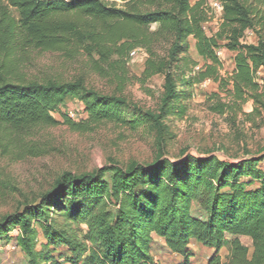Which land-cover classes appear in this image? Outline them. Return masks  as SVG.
Returning <instances> with one entry per match:
<instances>
[{
    "label": "trees",
    "instance_id": "16d2710c",
    "mask_svg": "<svg viewBox=\"0 0 264 264\" xmlns=\"http://www.w3.org/2000/svg\"><path fill=\"white\" fill-rule=\"evenodd\" d=\"M109 1L0 0V127L23 133L57 126L53 114L63 98L77 95L95 124L123 121L125 109L132 107L156 131L160 154L150 166L132 162L80 176L64 173L39 204L0 220V239L18 228L21 233L12 239L29 264H53L61 246L73 255L66 260L71 264H158L152 255L155 235L183 258L182 264H190L193 240L217 251L228 235L232 253L223 264H264V153L237 162L215 155L186 154L177 162L163 158L164 119L186 111L179 108L182 95L173 69L186 60L182 55L191 37L198 55L212 62L198 73V82L215 77L216 49L224 46L237 53L230 93L242 103L253 101L252 114L262 113L264 87L257 76L264 72V0H198L194 5L190 0H120L122 8ZM211 1L222 5L223 21L215 35L204 29ZM153 25H159L156 31ZM248 31L256 41L247 39ZM164 41L170 48L167 57H160L156 46ZM139 49L149 56L143 78L165 77L157 112L89 90L82 81L39 83L16 77L33 51L71 57L83 52L124 70L128 56ZM65 124L75 131L81 126L69 117ZM52 212L62 214L64 222L51 221ZM36 223L47 240L41 251L35 245ZM242 237L252 240L251 255ZM210 264L222 263L213 257Z\"/></svg>",
    "mask_w": 264,
    "mask_h": 264
},
{
    "label": "rangeland",
    "instance_id": "374dc122",
    "mask_svg": "<svg viewBox=\"0 0 264 264\" xmlns=\"http://www.w3.org/2000/svg\"><path fill=\"white\" fill-rule=\"evenodd\" d=\"M190 1L192 5L198 2ZM109 4L118 8L124 6L120 0H111ZM216 4L215 1L208 3L209 21L204 24V29L209 35H215L223 21ZM158 27L153 25L152 30L156 31ZM246 35L249 41H256L251 32ZM188 44V51L182 55L186 60L173 69L182 95L179 108L184 107L186 111L182 117L171 112L164 119L163 158L177 162L186 154L199 158L215 155L237 162L264 153V109L261 114H252L253 101L242 103L230 93L237 53L224 46L216 49L220 64L215 77L198 82V73L212 62H206L198 55L194 38H189ZM169 48L170 42L164 41L156 46L157 54L167 57ZM136 52V55L128 56L125 69L118 70L100 62L97 56L89 57L83 52L71 57L63 53L33 51L21 61L16 77L39 83L82 81L89 90L123 97L128 105L157 112L164 94L165 77L156 75L145 80L143 72L149 56L143 49ZM257 82L264 87L263 71L258 74ZM223 106L225 113L220 112ZM58 109L53 117L59 125L54 127H39L23 133L0 127V220L22 212L28 205L39 204L42 196L52 190L55 181L64 173L80 176L104 167L126 168L132 162L150 166L160 154L156 131L149 122L138 119V113L132 107L125 109L123 121L106 120L99 124L90 122L86 105L77 95L64 97ZM65 117L81 125L80 128L75 131L66 125ZM260 168L264 170V163ZM51 221L61 224L64 217L52 212ZM36 227L35 245L37 251H41L47 240L39 223ZM79 228L87 229L85 225ZM20 233L15 228L9 236L0 239V264H29L27 255L12 239ZM153 237L156 244L152 255L156 263L182 264V257L170 252L163 240ZM226 239L227 243L217 251L206 250L194 240L190 247L196 255L191 262L209 264L213 257L220 259L222 264L227 262L232 253L230 243L233 238L227 235ZM241 240L251 255L252 240L248 237ZM72 257L69 250L61 246L57 248L53 264ZM64 264L71 263L66 261Z\"/></svg>",
    "mask_w": 264,
    "mask_h": 264
},
{
    "label": "crops",
    "instance_id": "0c3cea01",
    "mask_svg": "<svg viewBox=\"0 0 264 264\" xmlns=\"http://www.w3.org/2000/svg\"><path fill=\"white\" fill-rule=\"evenodd\" d=\"M157 237V236H156ZM159 238V237H158ZM159 239H161V240H163L164 241V239H162V238H159ZM154 240H156V239H154ZM242 241V240H241ZM165 242V241H164ZM192 242H194V240L192 241ZM196 242V241H195ZM197 243V242H196ZM198 244V243H197ZM199 245V244H198ZM164 246H165V243H164ZM192 246V245H191ZM191 248V250H192V253H193V256L190 258V264H193L192 262H191V260L192 259H194V257H195V255H196V253H195V251H194V249H192V247H190ZM206 250H208V248H205ZM175 256H179V257H181L180 255H177V254H174ZM209 264H210V262H209Z\"/></svg>",
    "mask_w": 264,
    "mask_h": 264
},
{
    "label": "built area",
    "instance_id": "2783aa9c",
    "mask_svg": "<svg viewBox=\"0 0 264 264\" xmlns=\"http://www.w3.org/2000/svg\"><path fill=\"white\" fill-rule=\"evenodd\" d=\"M216 6L218 7V9H222V5L220 4V3H218V4H216ZM137 50H135V51H133L131 54H132V56H134V55H136L137 54V52H136Z\"/></svg>",
    "mask_w": 264,
    "mask_h": 264
}]
</instances>
